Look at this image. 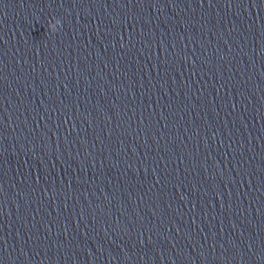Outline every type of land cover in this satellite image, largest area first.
<instances>
[{
  "label": "clouds",
  "instance_id": "1",
  "mask_svg": "<svg viewBox=\"0 0 264 264\" xmlns=\"http://www.w3.org/2000/svg\"><path fill=\"white\" fill-rule=\"evenodd\" d=\"M60 24L61 21L59 19L53 18L52 21L49 22L48 27L52 32H56Z\"/></svg>",
  "mask_w": 264,
  "mask_h": 264
}]
</instances>
